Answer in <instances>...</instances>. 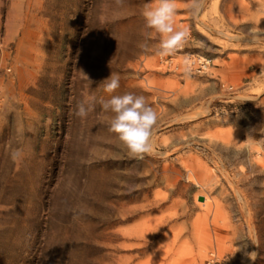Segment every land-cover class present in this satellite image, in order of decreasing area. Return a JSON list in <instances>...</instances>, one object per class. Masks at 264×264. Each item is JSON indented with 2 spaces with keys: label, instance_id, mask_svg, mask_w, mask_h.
Masks as SVG:
<instances>
[{
  "label": "rangeland",
  "instance_id": "obj_1",
  "mask_svg": "<svg viewBox=\"0 0 264 264\" xmlns=\"http://www.w3.org/2000/svg\"><path fill=\"white\" fill-rule=\"evenodd\" d=\"M148 2L0 0V264H264V0H176L163 59ZM126 92L143 159L99 103Z\"/></svg>",
  "mask_w": 264,
  "mask_h": 264
},
{
  "label": "clouds",
  "instance_id": "obj_2",
  "mask_svg": "<svg viewBox=\"0 0 264 264\" xmlns=\"http://www.w3.org/2000/svg\"><path fill=\"white\" fill-rule=\"evenodd\" d=\"M115 3L122 6L124 0H115ZM204 6L205 0H189V11L193 18L199 17ZM176 14V0H149L143 6L145 40L153 33L159 37L156 55L161 59L174 55L183 48L190 35L188 29L176 27ZM140 47L144 49L146 44L142 43ZM101 84L105 92L113 93L120 87V77L111 73ZM99 103L104 112L112 114L108 130L116 134L129 156L143 159L145 155L154 154L152 136L158 122V115L147 104L143 95L126 92L122 95H113L110 99H101ZM87 111L84 104H80L76 114L84 117ZM256 244L259 246L258 243ZM257 255L256 252L247 253L248 259L252 261H255Z\"/></svg>",
  "mask_w": 264,
  "mask_h": 264
},
{
  "label": "water",
  "instance_id": "obj_3",
  "mask_svg": "<svg viewBox=\"0 0 264 264\" xmlns=\"http://www.w3.org/2000/svg\"><path fill=\"white\" fill-rule=\"evenodd\" d=\"M199 200H200V201H203V200H204V197H202V196L199 197Z\"/></svg>",
  "mask_w": 264,
  "mask_h": 264
}]
</instances>
